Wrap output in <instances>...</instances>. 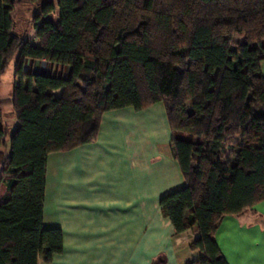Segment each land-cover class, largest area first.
Listing matches in <instances>:
<instances>
[{
	"label": "trees",
	"instance_id": "trees-1",
	"mask_svg": "<svg viewBox=\"0 0 264 264\" xmlns=\"http://www.w3.org/2000/svg\"><path fill=\"white\" fill-rule=\"evenodd\" d=\"M25 1L34 37L13 30L16 0H0V75L15 57L18 77L0 99V264L63 249L62 229L44 225L48 155L94 141L106 111L156 102L184 179L159 199L162 215L175 234H197L188 246L200 254L185 264H229L220 221L264 200V0ZM3 103L17 119L9 152Z\"/></svg>",
	"mask_w": 264,
	"mask_h": 264
},
{
	"label": "crops",
	"instance_id": "crops-1",
	"mask_svg": "<svg viewBox=\"0 0 264 264\" xmlns=\"http://www.w3.org/2000/svg\"><path fill=\"white\" fill-rule=\"evenodd\" d=\"M260 69L264 76V59ZM171 138L156 102L106 111L94 141L50 153L44 225L62 229L63 249L39 264H185L199 256L188 246L197 234H175L159 205L184 184ZM215 239L229 264H264V200L224 216Z\"/></svg>",
	"mask_w": 264,
	"mask_h": 264
},
{
	"label": "rangeland",
	"instance_id": "rangeland-1",
	"mask_svg": "<svg viewBox=\"0 0 264 264\" xmlns=\"http://www.w3.org/2000/svg\"><path fill=\"white\" fill-rule=\"evenodd\" d=\"M36 5L25 0H16L13 11V30L23 36L34 37L35 28L32 22V17ZM174 68L173 64H168L167 69L172 72ZM18 81V77L15 73V57L12 58L8 64L6 70L0 75V99L5 100L10 98L13 84ZM1 111L3 116V126L6 130V145L3 147L6 152H9V139L10 133L17 125V119L12 112L9 104L3 103L1 105ZM1 172V164H0ZM3 185L0 184V187Z\"/></svg>",
	"mask_w": 264,
	"mask_h": 264
},
{
	"label": "built area",
	"instance_id": "built-area-1",
	"mask_svg": "<svg viewBox=\"0 0 264 264\" xmlns=\"http://www.w3.org/2000/svg\"><path fill=\"white\" fill-rule=\"evenodd\" d=\"M30 67L34 71H44L60 74L65 71L63 68L53 67L46 59H42V62L39 60H31L30 64L27 65V68Z\"/></svg>",
	"mask_w": 264,
	"mask_h": 264
}]
</instances>
